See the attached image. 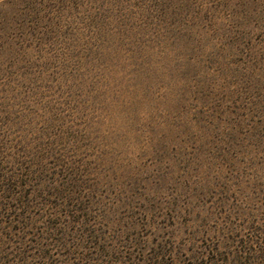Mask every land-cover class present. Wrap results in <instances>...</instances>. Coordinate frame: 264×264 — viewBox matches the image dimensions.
<instances>
[{
  "label": "rangeland",
  "instance_id": "374dc122",
  "mask_svg": "<svg viewBox=\"0 0 264 264\" xmlns=\"http://www.w3.org/2000/svg\"><path fill=\"white\" fill-rule=\"evenodd\" d=\"M0 264H264V0H0Z\"/></svg>",
  "mask_w": 264,
  "mask_h": 264
}]
</instances>
